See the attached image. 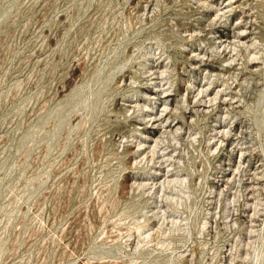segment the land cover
<instances>
[{
	"label": "rangeland",
	"instance_id": "374dc122",
	"mask_svg": "<svg viewBox=\"0 0 264 264\" xmlns=\"http://www.w3.org/2000/svg\"><path fill=\"white\" fill-rule=\"evenodd\" d=\"M0 264H264V0H0Z\"/></svg>",
	"mask_w": 264,
	"mask_h": 264
},
{
	"label": "bare ground",
	"instance_id": "6f19581e",
	"mask_svg": "<svg viewBox=\"0 0 264 264\" xmlns=\"http://www.w3.org/2000/svg\"><path fill=\"white\" fill-rule=\"evenodd\" d=\"M243 33V32H242ZM241 37V36H240ZM227 40V39H226ZM237 40V39H236ZM241 40V39H240ZM246 46V45H244ZM250 48H247V50L249 51ZM248 56H249V61L255 60L257 59V57H255V54H252L251 51L248 52ZM252 56V57H251ZM192 84V83H191ZM162 88V87H161ZM154 90V89H153ZM170 90V89H169ZM148 91V90H147ZM199 93V92H198ZM219 95V94H218ZM159 97V96H158ZM145 99V98H144ZM147 100V99H146ZM153 101V100H152ZM155 101V100H154ZM149 102V101H148ZM158 102V101H157ZM164 102V101H163ZM169 102V101H168ZM167 102V103H168ZM176 104V103H175ZM166 105V104H165ZM156 109V108H155ZM155 111V110H154ZM153 114V113H152ZM184 115V114H183ZM169 116V115H168ZM147 117H150V115H144V119H146ZM142 118V117H141ZM196 120V119H195ZM181 121V120H180ZM171 123V122H170ZM148 124V123H147ZM182 124V123H181ZM154 125V124H153ZM146 126V125H145ZM173 127V126H172ZM182 129V128H181ZM171 130V129H170ZM225 131V130H224ZM142 133V132H141ZM144 135V134H143ZM152 135V134H151ZM166 136V135H165ZM155 138V137H154ZM161 139V138H160ZM178 140V139H177ZM138 144V143H137ZM146 144V143H145ZM158 144V143H157ZM139 145V144H138ZM165 147V146H164ZM151 148V147H150ZM169 148V147H168ZM243 152V151H242ZM139 153V152H138ZM145 155V154H144ZM148 157V156H147ZM165 158V157H164ZM145 159V158H144ZM149 160V159H148ZM176 175V174H175ZM145 181V179H144Z\"/></svg>",
	"mask_w": 264,
	"mask_h": 264
}]
</instances>
